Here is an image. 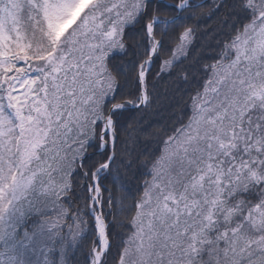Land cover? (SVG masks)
Masks as SVG:
<instances>
[{
  "label": "trees",
  "instance_id": "1",
  "mask_svg": "<svg viewBox=\"0 0 264 264\" xmlns=\"http://www.w3.org/2000/svg\"><path fill=\"white\" fill-rule=\"evenodd\" d=\"M132 1L137 13L119 26L117 48L107 54L112 83L108 90L101 91L100 98H106L101 110L91 113L80 135L62 145L55 169L41 179L37 189L16 203L12 202L9 189H0V209H7L0 220V264H89L96 229L88 209L86 177L91 181L93 172L110 154L109 149L96 152L101 126L111 104L138 101L137 69L151 47L147 23L156 15L163 19L175 16L178 8L171 5L182 0H152L147 13L143 9L147 0ZM199 1L192 0L191 7H185L174 21L155 25V36L162 38V44L146 78L149 103L113 113L115 156L100 181L103 210L110 221L111 248L105 264H122V245L141 226L139 213L147 191L162 175L167 149L191 114L195 94L204 88L212 70L232 59L244 26L264 14V0ZM110 4L113 0H98L86 14L108 9L110 15ZM25 52L31 60L37 59V66L53 62L52 56L43 59L34 50ZM259 110H264L263 104ZM86 152L92 153L80 164ZM259 153L260 156H249L245 169L246 174L250 171L249 175L243 174L241 168L231 178L232 184L216 209L213 225L195 240H188V264H264V256L239 255L233 259L238 243L236 229L264 202V139ZM176 161L180 163L182 159ZM32 164L35 165L34 160ZM9 166L14 168L12 156ZM242 176L245 179L240 182ZM81 214H85L86 222L83 234L77 233L75 221Z\"/></svg>",
  "mask_w": 264,
  "mask_h": 264
},
{
  "label": "rangeland",
  "instance_id": "2",
  "mask_svg": "<svg viewBox=\"0 0 264 264\" xmlns=\"http://www.w3.org/2000/svg\"><path fill=\"white\" fill-rule=\"evenodd\" d=\"M35 3L36 0H31ZM77 0H38L42 14L47 22L51 39L56 31L69 21V16ZM92 0H89V3ZM88 4V3H87ZM86 4V5H87ZM86 7V6H85ZM4 5L0 0V69H9L13 57H7L8 49L20 43L22 34L16 26L6 23L16 19L11 12L1 16ZM99 28L101 32L108 27L89 26L87 23L79 26L78 32L73 36L68 57L66 56L57 68H51L42 73L24 71L20 75L9 74V88L14 108L21 116L23 122V136L21 151L23 162L30 163L37 157L40 144L46 136V130L37 129V123L48 121L52 124V136L60 141L69 134L75 119L86 115L87 107H91L98 86L108 84L105 72V52L107 42L102 35L91 38V31ZM10 59V62L8 61ZM9 62V63H8ZM222 86L202 107L192 123L188 136L179 154L189 150L198 149L207 158L213 159L228 150V130L237 126L244 119L249 109L256 104L264 92V19L259 25H252L246 30V36L241 44L233 63L224 73ZM44 117V118H43ZM35 125V127H34ZM2 133L6 126H1ZM62 130V131H61ZM61 131V132H60ZM165 161V167L173 164V155ZM209 159H204L206 172L194 176L188 184L180 199L171 204L167 201L160 206L159 216L169 228L183 234L203 231L205 219L210 224V218L205 216V209L212 199V194L205 190L208 176L213 172ZM38 172L27 173L16 184L14 200L25 192L34 182ZM217 184V181L212 186ZM175 185L174 179H168L165 186L168 190ZM178 185V184H177ZM167 198V196H166ZM210 213V212H208ZM263 214L257 212L245 223L243 232L249 233V240L253 238L251 224H257L256 234L262 235L263 243L254 244V253H264V225L261 223Z\"/></svg>",
  "mask_w": 264,
  "mask_h": 264
},
{
  "label": "snow or ice",
  "instance_id": "3",
  "mask_svg": "<svg viewBox=\"0 0 264 264\" xmlns=\"http://www.w3.org/2000/svg\"><path fill=\"white\" fill-rule=\"evenodd\" d=\"M152 3V0H147V4L145 5L144 7V12L147 13V5ZM171 7H174V8H180V5L179 3H177L176 5H171ZM184 7H191V3H188L186 5H184Z\"/></svg>",
  "mask_w": 264,
  "mask_h": 264
},
{
  "label": "water",
  "instance_id": "4",
  "mask_svg": "<svg viewBox=\"0 0 264 264\" xmlns=\"http://www.w3.org/2000/svg\"><path fill=\"white\" fill-rule=\"evenodd\" d=\"M114 108H115V106H112L111 110L109 111V114H108V117H107V120H106V126H107V124H108V120H109V118H110L111 112H112V110H113ZM111 143H112V139H111Z\"/></svg>",
  "mask_w": 264,
  "mask_h": 264
}]
</instances>
